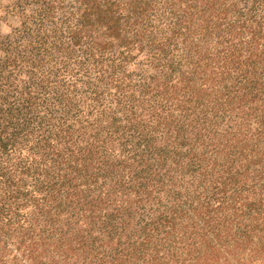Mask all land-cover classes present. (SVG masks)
<instances>
[{
  "label": "trees",
  "instance_id": "obj_1",
  "mask_svg": "<svg viewBox=\"0 0 264 264\" xmlns=\"http://www.w3.org/2000/svg\"><path fill=\"white\" fill-rule=\"evenodd\" d=\"M0 264H264V0H7Z\"/></svg>",
  "mask_w": 264,
  "mask_h": 264
},
{
  "label": "rangeland",
  "instance_id": "obj_2",
  "mask_svg": "<svg viewBox=\"0 0 264 264\" xmlns=\"http://www.w3.org/2000/svg\"><path fill=\"white\" fill-rule=\"evenodd\" d=\"M7 0H0V2H5ZM15 23L14 19H10L7 22H0V34H5L10 30V27Z\"/></svg>",
  "mask_w": 264,
  "mask_h": 264
}]
</instances>
